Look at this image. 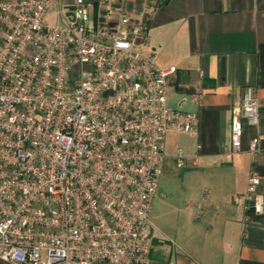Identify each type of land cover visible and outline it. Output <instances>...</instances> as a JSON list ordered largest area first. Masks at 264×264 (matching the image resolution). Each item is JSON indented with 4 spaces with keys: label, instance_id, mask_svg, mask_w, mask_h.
Masks as SVG:
<instances>
[{
    "label": "built area",
    "instance_id": "2783aa9c",
    "mask_svg": "<svg viewBox=\"0 0 264 264\" xmlns=\"http://www.w3.org/2000/svg\"><path fill=\"white\" fill-rule=\"evenodd\" d=\"M158 1L133 13L118 0H0V261L172 264L150 257L149 213L167 134L194 132L198 115L169 105L176 69L145 52ZM259 114L246 86L232 108L231 156ZM247 149L258 156L259 137ZM259 185L252 174L254 214Z\"/></svg>",
    "mask_w": 264,
    "mask_h": 264
},
{
    "label": "crops",
    "instance_id": "0c3cea01",
    "mask_svg": "<svg viewBox=\"0 0 264 264\" xmlns=\"http://www.w3.org/2000/svg\"><path fill=\"white\" fill-rule=\"evenodd\" d=\"M118 1L129 12L141 7V0ZM145 52L160 68L176 69L167 88L169 105L198 115L194 132L175 133L181 137L172 157L176 164L180 149L184 165L176 167L203 181L196 199L178 212L172 233H155L151 208L150 257L172 264H264V206L254 214L246 197L255 174L264 198V0H159ZM246 86L258 98L259 123L244 124L242 150L231 156L232 108ZM254 137L260 140L258 156L247 149ZM152 201L165 202L156 195Z\"/></svg>",
    "mask_w": 264,
    "mask_h": 264
},
{
    "label": "rangeland",
    "instance_id": "374dc122",
    "mask_svg": "<svg viewBox=\"0 0 264 264\" xmlns=\"http://www.w3.org/2000/svg\"><path fill=\"white\" fill-rule=\"evenodd\" d=\"M46 21L49 25L55 24V9L48 13ZM170 106L175 107V104L171 103ZM177 135L181 137V135L173 132L168 133L166 136L162 173L155 194L156 197L162 196L165 202L164 204L151 202L152 211L150 213V220L152 228L154 226L155 233L157 231L158 233L162 231L165 234L172 233L174 229L173 223L178 212L186 209L191 200L196 199L203 186V181L199 174L190 173L188 170L183 173V170L176 167L172 156Z\"/></svg>",
    "mask_w": 264,
    "mask_h": 264
},
{
    "label": "water",
    "instance_id": "95a60500",
    "mask_svg": "<svg viewBox=\"0 0 264 264\" xmlns=\"http://www.w3.org/2000/svg\"><path fill=\"white\" fill-rule=\"evenodd\" d=\"M68 10H69L68 14H71L70 12L73 10V7H69Z\"/></svg>",
    "mask_w": 264,
    "mask_h": 264
}]
</instances>
